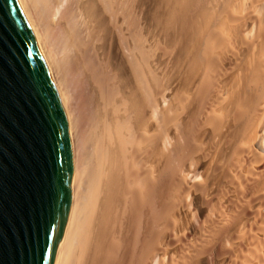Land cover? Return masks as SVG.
<instances>
[{
  "label": "bare ground",
  "instance_id": "6f19581e",
  "mask_svg": "<svg viewBox=\"0 0 264 264\" xmlns=\"http://www.w3.org/2000/svg\"><path fill=\"white\" fill-rule=\"evenodd\" d=\"M73 133L55 264H264V0H26Z\"/></svg>",
  "mask_w": 264,
  "mask_h": 264
},
{
  "label": "water",
  "instance_id": "95a60500",
  "mask_svg": "<svg viewBox=\"0 0 264 264\" xmlns=\"http://www.w3.org/2000/svg\"><path fill=\"white\" fill-rule=\"evenodd\" d=\"M74 170L69 116L26 0H0V264H55Z\"/></svg>",
  "mask_w": 264,
  "mask_h": 264
}]
</instances>
